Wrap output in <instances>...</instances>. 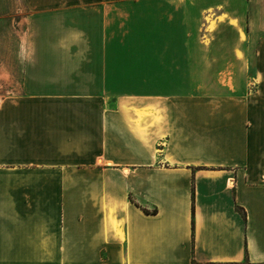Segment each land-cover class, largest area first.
<instances>
[{
	"label": "crops",
	"instance_id": "crops-1",
	"mask_svg": "<svg viewBox=\"0 0 264 264\" xmlns=\"http://www.w3.org/2000/svg\"><path fill=\"white\" fill-rule=\"evenodd\" d=\"M23 9L0 264H264V0Z\"/></svg>",
	"mask_w": 264,
	"mask_h": 264
},
{
	"label": "rangeland",
	"instance_id": "rangeland-1",
	"mask_svg": "<svg viewBox=\"0 0 264 264\" xmlns=\"http://www.w3.org/2000/svg\"><path fill=\"white\" fill-rule=\"evenodd\" d=\"M23 6L24 0H0V97L6 93V72L9 73L8 91L10 84L18 82L16 73L23 56V21L26 15Z\"/></svg>",
	"mask_w": 264,
	"mask_h": 264
}]
</instances>
